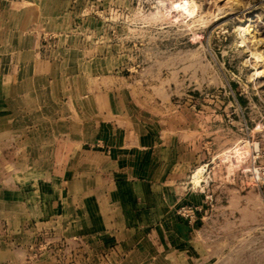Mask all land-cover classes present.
Returning a JSON list of instances; mask_svg holds the SVG:
<instances>
[{
    "label": "rangeland",
    "instance_id": "1",
    "mask_svg": "<svg viewBox=\"0 0 264 264\" xmlns=\"http://www.w3.org/2000/svg\"><path fill=\"white\" fill-rule=\"evenodd\" d=\"M19 5L34 12L30 37L44 76L33 84L51 107H64L65 137L73 136L75 120L89 121L95 108L100 114L116 100L141 107V122L172 124L193 146L194 164L182 182L203 200L173 211L188 221L180 207L197 208L188 221L193 242L141 264H264V0ZM50 118L57 122L56 114ZM26 123L22 114L13 130L0 131V264H121L104 227L83 219L85 230L74 232L46 221L41 209L23 207L32 199L28 185H39L47 179L43 169L52 173L59 165L51 160L58 152L52 137L40 146ZM89 134L82 126L81 136ZM71 149L65 147L64 165L75 164ZM43 150L50 162L42 160ZM149 230L141 227V241Z\"/></svg>",
    "mask_w": 264,
    "mask_h": 264
},
{
    "label": "crops",
    "instance_id": "2",
    "mask_svg": "<svg viewBox=\"0 0 264 264\" xmlns=\"http://www.w3.org/2000/svg\"><path fill=\"white\" fill-rule=\"evenodd\" d=\"M30 1L0 0V131L13 130L25 114L27 135L37 136L42 147L50 145L51 136L58 146L51 160L59 165L52 173L43 169L42 178L47 179L41 180V187L28 185L32 199L23 207L41 209L46 221H62L74 232L85 230L83 219L91 227H104L112 249L121 250V264L155 260L177 252L180 244L192 243V224L173 212L180 203L203 200L182 182L196 157L190 140L179 139L170 123L141 122V107L116 100L100 114L95 108L89 121H73V136L65 137L64 107H51L49 95L33 84L44 75L30 37L34 12L29 5H19ZM51 114L57 115V122ZM82 126L90 131L87 139L81 136ZM67 145L72 147L73 166L63 164L70 160L64 156ZM45 154L43 150L42 160L50 162V153ZM141 227L150 229L144 241Z\"/></svg>",
    "mask_w": 264,
    "mask_h": 264
},
{
    "label": "built area",
    "instance_id": "3",
    "mask_svg": "<svg viewBox=\"0 0 264 264\" xmlns=\"http://www.w3.org/2000/svg\"><path fill=\"white\" fill-rule=\"evenodd\" d=\"M196 209L194 206H182L178 212L182 217L188 219V221H192L195 218Z\"/></svg>",
    "mask_w": 264,
    "mask_h": 264
},
{
    "label": "bare ground",
    "instance_id": "4",
    "mask_svg": "<svg viewBox=\"0 0 264 264\" xmlns=\"http://www.w3.org/2000/svg\"><path fill=\"white\" fill-rule=\"evenodd\" d=\"M248 27H249V26H248ZM242 29H243V28H242ZM246 30H247V29H246ZM246 30H245V31H246ZM241 31H242V30H241ZM245 31H244V32H245ZM244 32H243V33H244ZM198 170H199V169H198ZM199 173H200V171H197V170H196V172L193 174V177H192V178H193V180H195L196 182L198 181V179H199V177H200Z\"/></svg>",
    "mask_w": 264,
    "mask_h": 264
}]
</instances>
